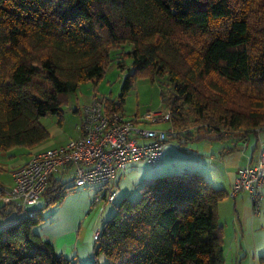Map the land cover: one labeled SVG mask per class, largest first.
<instances>
[{"label": "trees", "instance_id": "obj_1", "mask_svg": "<svg viewBox=\"0 0 264 264\" xmlns=\"http://www.w3.org/2000/svg\"><path fill=\"white\" fill-rule=\"evenodd\" d=\"M126 44L135 74L120 101L106 100L110 116L123 113L141 72L169 87L165 105L175 122L186 108L194 129L217 140L261 133L264 0H0V152L46 142L41 119L62 124L67 96L97 85ZM73 190L51 177L42 198L50 206ZM228 197L200 173L157 176L137 201L117 205L95 241L93 264L102 256L105 264H225L219 205ZM12 211L19 218L0 227V264H81L35 232L41 209L22 216L3 205L0 215Z\"/></svg>", "mask_w": 264, "mask_h": 264}, {"label": "built area", "instance_id": "obj_2", "mask_svg": "<svg viewBox=\"0 0 264 264\" xmlns=\"http://www.w3.org/2000/svg\"><path fill=\"white\" fill-rule=\"evenodd\" d=\"M81 113V136L78 139L36 151L26 164L14 170L12 187L0 184L3 205L15 207L22 216H27L28 209L42 199L51 177L61 170L71 173L74 189L103 186L98 191L103 194L97 199L114 204L118 198L114 184L117 173L125 171L134 162L160 164L168 139L176 136L172 111L167 105L142 116L126 118L122 112L107 114L106 101L97 98L92 105L81 108ZM263 189L264 140L259 137L258 156L254 163L238 170L229 197L248 193L254 214H259L264 200ZM99 236L100 230L95 232L94 241Z\"/></svg>", "mask_w": 264, "mask_h": 264}, {"label": "rangeland", "instance_id": "obj_3", "mask_svg": "<svg viewBox=\"0 0 264 264\" xmlns=\"http://www.w3.org/2000/svg\"><path fill=\"white\" fill-rule=\"evenodd\" d=\"M131 50L132 46L128 44L115 50L112 53L104 77L97 85L93 83L82 84L75 93L67 96L66 100L63 102L62 108L64 110L66 130L68 132H73L76 125L75 110L79 109V107L83 108L92 105L95 97L105 101L107 99L120 101L125 80L135 74L133 59L125 55ZM133 79L132 89L125 96L123 103V113L126 118L142 116L147 112L157 111L165 107L170 91L169 87L164 84L165 81H162L164 84L162 85L159 80H153L148 73L144 74L141 72L136 74ZM183 113V122H180V116L177 117L176 122L172 117V127L176 132V136L168 139L165 148V157L160 164L153 166L146 162H134L129 164L125 171H119L117 173L114 184L118 190V198L115 204L97 199V196L101 197L103 194V191L98 192L97 186L85 188L76 187L73 191L66 193L62 202L48 206L47 199L45 200L42 198L37 205L29 208L30 210H42L44 221L35 229L43 232L54 230L52 222H55V226H58L57 228H59L58 230L60 231H80L82 235L85 233L83 229L91 226L90 228L94 236V233L99 230L98 227H103L105 222L111 219L116 211L117 205L123 199L129 198L132 201H137L139 197H141L142 186L155 179L146 180V177L152 174H158L159 176L180 174V166L182 167L181 171L193 169L189 163L183 162L182 159L180 160V157L185 158L187 151L191 152L192 149L197 150L202 146L208 148L207 146H211V142H220V140L215 141L217 134L212 131L208 132L207 129H203L202 131L196 130L190 137L180 136V132L187 134V132L196 125L194 123L195 114H193V112L185 108ZM41 123L50 129L59 126V122L55 116L42 118ZM180 124L184 126H180ZM162 127L168 128L167 125H162ZM250 136H253V134ZM200 137H203L202 139L205 140L203 144L198 143ZM190 138L194 140H189ZM217 146L218 145H213L215 150ZM16 149L23 150L25 148ZM0 208H3V204L2 206L0 205ZM18 218L19 214L17 211H12L7 217H0V226L11 224ZM96 221L97 224L94 230L92 225H94ZM226 252L228 253L226 254L227 257L225 256L227 264H241L240 260L236 261L232 259L233 254L229 251V248ZM257 253L258 252H253L247 255L246 261H243L242 264H260V258L264 257V254L261 256L260 252L259 254ZM102 257H100L101 263L105 264L106 259Z\"/></svg>", "mask_w": 264, "mask_h": 264}, {"label": "crops", "instance_id": "obj_4", "mask_svg": "<svg viewBox=\"0 0 264 264\" xmlns=\"http://www.w3.org/2000/svg\"><path fill=\"white\" fill-rule=\"evenodd\" d=\"M75 113L77 121L73 132L70 133L66 130L65 119L62 124L54 127V129H50L42 124L50 133V138L46 142L34 149H13L9 152H0V184L8 188L12 187L14 183V170L26 164L36 151L59 147L71 140L78 139L81 136V107L76 109ZM56 119L58 121L57 117ZM194 131L196 129L193 127L187 132L188 135L180 132V136L190 137ZM251 134L253 136H250ZM251 134L242 141L235 142L234 139L220 140V142H211V146H207L208 148L202 146L197 150L192 149L191 152L187 151L186 157H180V160L182 159L183 162L189 163L193 169L181 171L182 167L180 166V174L185 172L200 173L212 186L224 188L229 193L237 177L238 170L255 162L259 153V137L264 140V128H262L260 135L257 133ZM202 138H199V144L204 143L205 140ZM189 140L194 139L190 138ZM213 145H218L216 150ZM157 176L159 175L152 174L146 177V180H152ZM53 177L56 180H61L63 183H71L72 180L71 173H66L63 170ZM97 189L101 191L103 186H97ZM0 205L2 206L1 202ZM219 216L220 224L224 227V256L228 254L226 252L228 248L233 254L232 259L236 261L240 260L241 264L243 261H246L247 255L253 252H258L257 254L260 252V255L263 256L264 200L260 213L254 214L249 194L242 192L235 198L228 197L220 203ZM97 221L92 225L94 230ZM54 223L52 222L54 230L43 232L35 229V232L44 240L51 242L58 254L64 256L66 259L79 261L81 264H93L95 261L94 247L96 246V242L93 239L91 226L83 229L85 233L81 235L80 231H60ZM98 228L99 230L102 229V227ZM225 261V264H227V259Z\"/></svg>", "mask_w": 264, "mask_h": 264}]
</instances>
